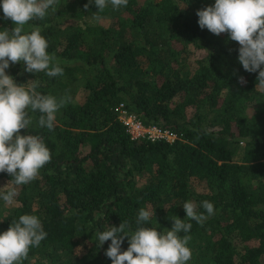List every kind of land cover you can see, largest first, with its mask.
I'll use <instances>...</instances> for the list:
<instances>
[{
    "label": "trees",
    "instance_id": "trees-1",
    "mask_svg": "<svg viewBox=\"0 0 264 264\" xmlns=\"http://www.w3.org/2000/svg\"><path fill=\"white\" fill-rule=\"evenodd\" d=\"M212 4L129 0L98 12L89 0H59L25 25L40 28L64 74L28 73L22 62L7 70L63 101L54 130L38 125V111L21 130L42 137L50 163L18 187L14 206L0 201V233L23 214L47 232L23 264H112L111 241L99 247L97 230L124 222L134 232L143 208L153 213L144 226L167 231L188 201L215 209L189 221L188 264H264V90L239 62L238 42L199 27L197 11ZM13 27L0 10V29ZM121 102L181 138L133 140L115 110ZM11 180L0 173V187Z\"/></svg>",
    "mask_w": 264,
    "mask_h": 264
},
{
    "label": "clouds",
    "instance_id": "clouds-1",
    "mask_svg": "<svg viewBox=\"0 0 264 264\" xmlns=\"http://www.w3.org/2000/svg\"><path fill=\"white\" fill-rule=\"evenodd\" d=\"M59 0H0L5 20L15 27L0 29V173L11 175V186L0 187V201L5 205L17 203L18 187L38 178L40 170L50 163L52 156L39 135H22V129L32 124L31 113L39 112L38 125L54 130L56 114L63 105L56 97L39 93L37 84L25 86L8 74L12 64L22 62L28 73L44 72L49 77L62 76L64 70L48 51L49 43L39 27L30 32L25 25L43 21L49 11H56ZM129 0H89L100 12L111 5L114 9L127 7ZM89 5H85L87 8ZM97 12V13H98ZM198 25L214 35L227 33L240 45L238 60L243 69L257 73L256 88L264 90V0H214V4L197 11ZM241 77V83H244ZM183 208L186 218L176 216L172 227L161 231L146 227L153 213L140 209L134 232L126 231L122 222L95 232L96 242L102 247L111 241L105 251L112 264H188L192 252L188 247L192 223H203L214 215L213 203L203 201L204 212L188 201ZM206 213V214H205ZM183 234V235H182ZM47 237L41 219L34 214H23L12 221L8 230L0 233V264H23L32 248L39 247ZM128 240L129 247L122 251Z\"/></svg>",
    "mask_w": 264,
    "mask_h": 264
},
{
    "label": "built area",
    "instance_id": "built-area-1",
    "mask_svg": "<svg viewBox=\"0 0 264 264\" xmlns=\"http://www.w3.org/2000/svg\"><path fill=\"white\" fill-rule=\"evenodd\" d=\"M120 121L126 126L133 140L147 139L149 141H166L173 143L181 138L176 131L159 125H146L140 116L131 111L126 103L121 102L116 107Z\"/></svg>",
    "mask_w": 264,
    "mask_h": 264
}]
</instances>
